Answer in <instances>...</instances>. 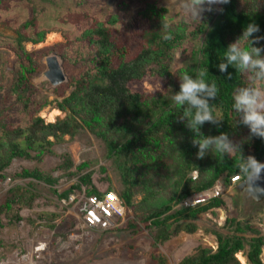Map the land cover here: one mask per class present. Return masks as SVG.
<instances>
[{
    "label": "trees",
    "instance_id": "trees-1",
    "mask_svg": "<svg viewBox=\"0 0 264 264\" xmlns=\"http://www.w3.org/2000/svg\"><path fill=\"white\" fill-rule=\"evenodd\" d=\"M80 5V0L55 3L53 0H0V22L10 24L16 32L14 37L0 34V45L11 47L22 59L14 89L21 90L18 98L26 102L27 110L36 108L29 77L42 64L38 63L39 51H28L25 41L37 43L44 40L48 31L61 30L67 41L55 45L54 49L64 58L65 71L74 85L70 94L57 103L66 113L64 117L45 122L40 116H33L11 130L1 129L0 169L15 156H30L29 150L38 151L36 156L40 157L65 135L74 136L86 127L102 138L108 158L120 170L119 196L140 224L155 228V245L181 231H196L198 225L191 220L201 212L221 206L222 196L195 208L182 207L171 212L174 205L194 191L211 188L219 179L226 184L236 174L245 179L239 168L241 155L245 159L253 155L264 162V139L251 136L249 127L242 122L243 112L233 108L234 94L261 81L251 69L241 71L231 64L223 72L219 68L221 63H227L224 54L232 43H238L241 48L259 47L260 58H264V39L250 45L243 37L244 28L252 22L260 27L254 36H264V0H231L219 6L222 11H205L194 27L190 20L178 19V14L172 16L169 7L157 0H138L129 22L115 8ZM128 27L134 39L128 43L129 40L117 42L115 32L121 34ZM165 36L171 38L165 39ZM178 51L182 64L175 67L173 62ZM200 69H207L204 79L209 88L213 82L218 88L215 97L202 95L218 119L216 123L205 121L200 132L205 137L226 132L231 154L216 153L211 146L205 150L204 158L198 159L199 145L192 144L195 134L187 127L192 113L185 114L190 105L180 107L172 99L180 91L179 77L187 73L197 79ZM148 75L167 77L170 86L166 92L149 95L133 87ZM46 103L47 100L38 102V109ZM64 157L60 167L68 169L73 161L69 154ZM88 165L90 162L80 164L79 170ZM195 170L198 175L193 179ZM19 174L48 183L56 181L55 177L37 169L26 168ZM79 179L81 183L91 184V171ZM73 189L74 186L63 192L62 197H67ZM87 193L99 191L90 188ZM137 194L141 197L135 201ZM7 197V204L17 199L22 205H31L35 193L17 187ZM3 208L0 206V211ZM136 220L128 221L133 230L139 227ZM237 230L254 232L246 255L251 264H264L261 258L264 238L259 230L239 224ZM216 234V249L200 246L178 264H241L237 253L245 248V237ZM152 257L155 264H166L163 255Z\"/></svg>",
    "mask_w": 264,
    "mask_h": 264
},
{
    "label": "rangeland",
    "instance_id": "rangeland-1",
    "mask_svg": "<svg viewBox=\"0 0 264 264\" xmlns=\"http://www.w3.org/2000/svg\"><path fill=\"white\" fill-rule=\"evenodd\" d=\"M58 1L60 0H53V3ZM157 1L168 6L172 16L178 14V19L183 17L190 20L191 27L202 20L205 11L200 9L206 7L196 6L192 0ZM80 2L81 7L97 4L109 9L115 8L120 14H125L128 22L138 7V0H80ZM52 8L54 9V4ZM197 12L199 15L195 14ZM129 28L121 34L115 32L117 42L129 40L128 43L134 39ZM0 34L16 36L14 28L4 22H0ZM66 41L61 30L53 29L46 33L43 41L24 42L28 51H39L38 63L42 64L40 70L29 77L32 86L30 93L36 102V108L31 111L24 106L26 102L18 98V92L21 90L14 89L15 81L22 69V59L11 47L0 45V131L4 128L11 130L33 116H40L45 122L65 116L66 113L58 108L57 103L70 94L74 85L69 73L65 71L64 58L55 51L54 46L65 44ZM52 55L57 57L64 76L57 84H53L45 74L49 69L47 58ZM181 64L182 55L178 51L173 65L179 67ZM169 86L167 77L160 75H148L140 84L137 82L133 84L134 88L149 95L166 92ZM45 100L47 103L38 109L37 103ZM21 146H24V143ZM29 152L30 156H15L8 165L0 169V206H5L0 211V264H155L153 254L163 255L166 264H178L183 257L194 253L200 246L216 249L218 244L216 232L245 237V248L237 253V258L241 264H251L246 253L249 249L248 242L255 234L249 230H237L238 224L259 230L264 238V200H255L247 194L246 188L240 189L233 183L226 184L223 179L217 181L224 185L221 195L224 203L201 212L192 219L191 221L198 225L197 230L192 233L181 231L169 240L155 245V228L140 224L129 207L126 219L113 229L82 227L79 223L78 206L74 202H63L62 193L70 190L72 186L84 187L86 191L95 188L99 192L114 189L117 193L122 187L120 170L113 160L108 158L102 138L84 127L74 136L65 135L61 141L52 145L51 151L41 153L40 157L36 156L38 154L36 150ZM65 154H69L73 161L68 169L60 167L65 160ZM84 162H90V165L79 170V165ZM26 168L50 174L56 181L48 183L32 177H23L19 173ZM87 171H91V184L81 183L79 179L80 175ZM195 171L198 174V171ZM17 187L27 188L35 193L31 205H22L17 199L9 200L7 204V196ZM140 197L141 194H137L135 201L140 200ZM177 204L171 212L179 208ZM131 219L137 221L138 228L134 227L133 230L129 227L128 221ZM39 244H44L45 249L38 258L35 247ZM241 255L243 260L240 258ZM261 258L264 262V246Z\"/></svg>",
    "mask_w": 264,
    "mask_h": 264
},
{
    "label": "clouds",
    "instance_id": "clouds-1",
    "mask_svg": "<svg viewBox=\"0 0 264 264\" xmlns=\"http://www.w3.org/2000/svg\"><path fill=\"white\" fill-rule=\"evenodd\" d=\"M231 0H192L196 6L204 5L200 11H222L219 6L227 5ZM217 6V7H213ZM199 15V12L195 13ZM260 27L255 22L247 24L243 30V37L248 39L250 45L258 44L264 36H254L258 33ZM170 36H165V39H170ZM259 47L250 46L241 48L238 43L228 45L225 52L227 63L219 65L220 70L223 72L231 64L238 70L251 69L254 71L256 79L261 83L255 87H243L238 93L234 94L233 108L237 111L243 112L242 122L250 129L251 136H256L264 139V58H260ZM207 69H200L197 73L198 78L193 79L187 73L180 76V91L173 94L172 99L177 106L183 107L186 103L190 108L185 111V114L192 113V119L187 127L194 132L192 139L193 145H199V151L196 156L198 159H203L205 150L214 146L216 153L227 151L229 154L232 152V146L227 140V133L221 132L216 137H205L200 132V126L205 122L216 123L218 116L213 114V108L208 104V101L202 98V95L215 97L218 88L215 82L212 83L211 89L206 83L204 77ZM193 110H195L193 112ZM241 162L239 168L241 173L247 177L248 180L255 182L260 178L261 173L264 172V162L256 159L253 155H248L245 159L241 155Z\"/></svg>",
    "mask_w": 264,
    "mask_h": 264
},
{
    "label": "built area",
    "instance_id": "built-area-1",
    "mask_svg": "<svg viewBox=\"0 0 264 264\" xmlns=\"http://www.w3.org/2000/svg\"><path fill=\"white\" fill-rule=\"evenodd\" d=\"M197 172H193V179L197 178ZM243 180L240 174L234 175L230 183L238 184ZM224 185L217 181L211 188L194 191L178 202L179 208H195L210 202L223 194ZM63 202H74L79 209L80 225L85 228H99L102 230L113 229L126 219L127 206L124 200L114 189H105L99 193H87L84 187L73 189ZM176 206V207H177ZM45 249L44 244L35 247L36 256L39 258ZM39 260V259H38ZM37 264V263H35Z\"/></svg>",
    "mask_w": 264,
    "mask_h": 264
},
{
    "label": "water",
    "instance_id": "water-1",
    "mask_svg": "<svg viewBox=\"0 0 264 264\" xmlns=\"http://www.w3.org/2000/svg\"><path fill=\"white\" fill-rule=\"evenodd\" d=\"M49 69L53 74L50 77L53 84L59 83L63 79V73L58 63L56 56L52 55L47 58ZM54 66V67H53ZM49 75V74H48ZM237 187L242 189L246 188L247 194L257 201L264 200V172L261 173L259 179L255 182L247 179H243L240 183L237 184Z\"/></svg>",
    "mask_w": 264,
    "mask_h": 264
},
{
    "label": "bare ground",
    "instance_id": "bare-ground-1",
    "mask_svg": "<svg viewBox=\"0 0 264 264\" xmlns=\"http://www.w3.org/2000/svg\"><path fill=\"white\" fill-rule=\"evenodd\" d=\"M50 34H52V33H50ZM54 67V66H53ZM45 74L48 76V78L49 79H51L50 77H52V72L50 71V70H47L46 72H45ZM49 74V75H48ZM57 112H59V110H57ZM242 260H243V255H241V257H240Z\"/></svg>",
    "mask_w": 264,
    "mask_h": 264
}]
</instances>
